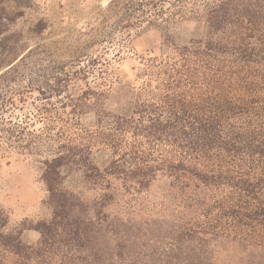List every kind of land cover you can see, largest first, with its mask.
I'll return each mask as SVG.
<instances>
[{"label":"trees","instance_id":"16d2710c","mask_svg":"<svg viewBox=\"0 0 264 264\" xmlns=\"http://www.w3.org/2000/svg\"><path fill=\"white\" fill-rule=\"evenodd\" d=\"M108 9L121 27L160 30V51L141 57L133 80L99 68L93 84L98 59L80 66L79 51L47 68L40 126L0 120V163L12 151L47 154L51 210L13 232L0 207V264H264V0ZM185 22L194 27L178 41ZM34 52L0 58V82L18 80ZM95 152L108 154L105 165ZM74 172L93 200L65 187ZM26 229L40 233L36 244L22 240Z\"/></svg>","mask_w":264,"mask_h":264},{"label":"rangeland","instance_id":"374dc122","mask_svg":"<svg viewBox=\"0 0 264 264\" xmlns=\"http://www.w3.org/2000/svg\"><path fill=\"white\" fill-rule=\"evenodd\" d=\"M110 1L0 0V58L8 51L11 57L24 54L31 48L35 51L32 59L28 60V63L31 61L29 68L21 73L18 80L10 82L5 78L0 82L1 121L35 119L37 127L40 126L33 115H36L35 106L47 103L38 93V88L44 85L41 82L44 74L48 73L47 68L72 59V55L79 51L84 54L80 66L90 65L89 60L93 58L98 59L93 68L90 65L94 70L89 75L91 84L96 80L94 74L99 68L109 69L125 80H133L141 57L160 51L161 31L153 27H121L118 17L108 9ZM193 27L192 22L183 23L180 30L174 32L176 39H188ZM4 65L0 66V73L6 69ZM66 70L72 72L74 69L67 66ZM36 82L39 83L35 85ZM50 82L56 83L53 79ZM12 88L15 93H11ZM17 88L27 90L23 97L17 96ZM55 100L51 99L52 102ZM91 121L90 116L83 117L84 123ZM46 156V153L39 156L12 151L1 159L0 207L9 216L8 231L16 232L25 221L36 222L50 217L51 210L46 203L48 191L42 178L44 167L40 161ZM108 159L106 152H95L99 165H105ZM64 185L80 192L84 199L93 200L97 196L96 191L86 188L77 172L70 174ZM159 186L153 185L151 192L159 191ZM106 210L116 211L114 205ZM21 238L36 244L40 233L26 229Z\"/></svg>","mask_w":264,"mask_h":264}]
</instances>
